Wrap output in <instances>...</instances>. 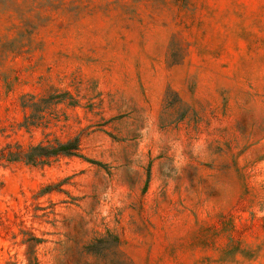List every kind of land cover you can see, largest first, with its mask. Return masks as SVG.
Returning a JSON list of instances; mask_svg holds the SVG:
<instances>
[{"label": "rangeland", "instance_id": "1", "mask_svg": "<svg viewBox=\"0 0 264 264\" xmlns=\"http://www.w3.org/2000/svg\"><path fill=\"white\" fill-rule=\"evenodd\" d=\"M1 151L0 264H264V0H0Z\"/></svg>", "mask_w": 264, "mask_h": 264}, {"label": "trees", "instance_id": "2", "mask_svg": "<svg viewBox=\"0 0 264 264\" xmlns=\"http://www.w3.org/2000/svg\"><path fill=\"white\" fill-rule=\"evenodd\" d=\"M33 151H22L18 153L16 156V160H23L26 163L36 164L40 161L45 160V158H50L52 156H59V155H76L79 150V142L77 139L71 140L67 143H60L59 148L57 150H54L53 152H46V147L44 146H37L35 148H32ZM6 153L4 151H1L0 157H6ZM1 159V158H0Z\"/></svg>", "mask_w": 264, "mask_h": 264}]
</instances>
